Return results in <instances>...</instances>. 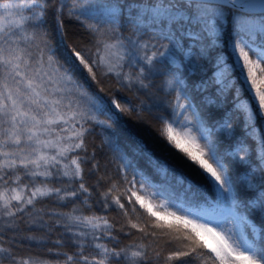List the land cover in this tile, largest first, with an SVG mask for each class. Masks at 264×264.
<instances>
[{
    "label": "snow or ice",
    "instance_id": "1",
    "mask_svg": "<svg viewBox=\"0 0 264 264\" xmlns=\"http://www.w3.org/2000/svg\"><path fill=\"white\" fill-rule=\"evenodd\" d=\"M0 264H264V0H0Z\"/></svg>",
    "mask_w": 264,
    "mask_h": 264
}]
</instances>
